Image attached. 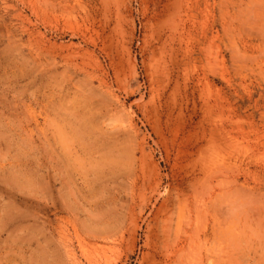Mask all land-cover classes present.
Segmentation results:
<instances>
[{
	"label": "rangeland",
	"instance_id": "rangeland-1",
	"mask_svg": "<svg viewBox=\"0 0 264 264\" xmlns=\"http://www.w3.org/2000/svg\"><path fill=\"white\" fill-rule=\"evenodd\" d=\"M166 2L0 0V264H264V0Z\"/></svg>",
	"mask_w": 264,
	"mask_h": 264
},
{
	"label": "bare ground",
	"instance_id": "bare-ground-1",
	"mask_svg": "<svg viewBox=\"0 0 264 264\" xmlns=\"http://www.w3.org/2000/svg\"><path fill=\"white\" fill-rule=\"evenodd\" d=\"M170 2L172 1V0H169ZM174 1V0H173ZM170 2H166V5H167V3H168V5H169V3ZM49 3V2H48ZM173 4V2L171 3V5ZM165 5V6H166ZM171 5H169L170 6V8H171ZM176 5L177 4H175V6H173L174 8H173V10L175 9V7H176ZM178 6V5H177ZM168 7V6H167ZM52 8V7H51ZM50 8V9H51ZM166 8V7H165ZM169 8V7H168ZM167 9V8H166ZM163 10V9H162ZM176 10V9H175ZM170 12V11H169ZM169 12H167V13H169ZM174 12H176V11H174ZM52 13H53V11H52ZM178 13V12H177ZM52 15V14H51ZM171 15V14H170ZM164 16V15H163ZM165 16H168V15H165ZM169 17V16H168ZM167 17V18H168ZM171 17H172V15H171ZM165 18V17H164ZM166 18V19H167ZM173 18V17H172ZM163 19V18H162ZM176 24V23H175ZM170 30V29H169ZM177 30H178V26L177 25H174L173 26V28H172V30H170V32L172 31L174 34H176L175 32H177ZM164 33V32H163ZM160 34V33H159ZM171 33H169L168 35H170ZM167 35V36H168ZM177 35V34H176ZM169 37V36H168ZM173 37V36H172ZM168 40H169V38H168ZM167 40V42H169ZM172 40V39H171ZM170 40V41H171ZM175 41V40H174ZM167 42H166V44H167ZM172 42V41H171ZM169 44V43H168ZM166 46V45H165ZM165 48V47H164ZM173 48V47H172ZM170 49V48H169ZM169 51V50H168ZM171 51V50H170ZM172 52V51H171ZM167 54V53H166ZM171 55H172V53H171ZM160 56V55H159ZM169 56V55H168ZM173 56V55H172ZM173 58V57H172ZM161 59V58H160ZM173 60V59H172ZM165 61V60H164ZM174 61V60H173ZM174 64V63H173ZM161 65V64H160ZM162 66V65H161ZM160 66V67H161ZM177 69V68H176ZM154 70H155V68H154ZM159 70V69H158ZM164 72V71H163ZM166 74V73H165ZM168 74V73H167ZM166 74V75H167ZM169 75V74H168ZM169 79V78H168ZM178 83V82H177ZM175 89V88H174ZM204 166V165H203ZM206 167V166H205ZM204 168V167H203ZM194 170V169H193ZM203 170H205V169H203ZM208 170V169H207ZM207 170H205L206 172H207ZM190 173H191V171H190ZM195 174V173H194ZM204 176V175H203ZM204 177H206V176H204ZM208 178V177H207ZM209 179H210V176H209ZM209 179H208V181H209ZM197 181H199L198 179H197ZM202 182V184L204 183L203 181H201ZM219 183V185H220V179H219V181H218ZM192 183H193V181H192ZM201 184V183H200ZM206 184V183H205ZM210 183H208V185H209ZM216 184V183H215ZM204 185V184H203ZM198 186V185H197ZM201 186V185H200ZM207 186V185H206ZM211 186V185H210ZM216 186H218V185H216ZM192 187V186H191ZM193 188V187H192ZM197 188V187H196ZM204 188H205V185H204ZM202 189V188H201ZM208 189V188H207ZM203 191V190H202ZM197 192H198V190H197ZM194 193V192H193ZM194 194H196V193H194ZM198 194H200V193H198ZM197 195V194H196ZM200 196V195H199ZM203 196V195H202ZM196 199H195V201L197 200V198H198V200H199V197L197 196V197H195ZM203 198V197H202ZM194 201V200H193ZM196 202H199V201H196ZM200 203V202H199ZM162 204V203H161ZM205 204V203H204ZM166 205V204H165ZM195 205V204H194ZM196 206V205H195ZM197 207H198V205H197ZM197 207L195 208V211H197L196 209H197ZM199 208V207H198ZM205 208V207H204ZM162 209V208H161ZM168 209V208H167ZM194 209V208H193ZM202 209V208H201ZM167 211V210H166ZM165 211V212H166ZM206 211V210H205ZM204 211V212H205ZM162 212H163V210H162ZM203 212V213H204ZM199 212H197L196 214H198ZM200 213H201V211H200ZM200 213L198 214V216H200ZM205 213H207V212H205ZM216 213H217V211H216ZM159 214V213H158ZM178 216V215H177ZM186 216V215H185ZM196 217V216H195ZM216 217V216H215ZM201 218V217H200ZM205 218V217H204ZM217 218V217H216ZM184 219V218H183ZM189 219V218H188ZM179 220V219H178ZM185 221H186V219H184ZM197 220V219H196ZM183 221V220H182ZM172 222V221H171ZM197 223H198V221H196ZM190 223V222H189ZM218 223V222H217ZM187 224V223H186ZM196 224V223H195ZM195 224H194V226H195ZM200 224V223H199ZM213 224V223H212ZM214 225V224H213ZM197 226V225H196ZM199 226V225H198ZM215 226V225H214ZM218 226H220V225H218ZM188 227H189V225H188ZM213 227V226H212ZM192 228H194L195 229V227H192ZM214 228V227H213ZM194 229H193V232H194ZM197 230L199 229V228H196ZM217 229V228H216ZM196 230V231H197ZM185 233H186V231H185ZM184 232H183V234H185ZM190 233V232H189ZM215 235H216V233L215 232H213ZM218 233H219V231H218ZM217 233V234H218ZM178 234V233H177ZM187 234H188V232H187ZM194 234H195V232H194ZM197 234V236H198V233H196ZM263 234V233H262ZM193 235V234H192ZM214 235V236H215ZM221 235V234H220ZM178 236V235H177ZM196 236V235H195ZM196 236V238H199V237H197ZM217 236V235H216ZM216 236H215V239H216ZM180 237V236H179ZM182 237V236H181ZM184 237H186V236H184ZM184 237H182V238H184ZM188 238H190V234H189V237L187 236L185 239H187L188 240ZM205 238V237H204ZM208 238V237H207ZM207 238H205V239H207ZM214 238V237H213ZM179 239V242L177 241ZM203 239V238H202ZM200 239V241H199V243H200V245L201 246H204V248H206V244L203 242V240H205V239ZM177 242H178V244H176V246H177V249H176V252H175V254H174V261H173V264H189V263H191V261H192V259L190 260V257H188L187 255H185V249H184V247L182 248V247H180V246H178V245H181L182 244V239L181 238H177ZM191 240V239H190ZM202 240V241H201ZM175 241V242H176ZM184 241V240H183ZM186 241H184V243H185ZM188 243H190L189 241H187ZM207 242H209V241H207ZM179 243H181V244H179ZM192 243H195V242H191V246H193L192 245ZM197 244V243H196ZM215 244V243H214ZM174 245V244H173ZM198 245V244H197ZM196 245V247H201V246H197ZM217 245V244H216ZM215 245V246H216ZM183 246V245H182ZM188 246H190V245H187V247ZM218 246V245H217ZM194 247V246H193ZM193 247H190V249L192 248L193 250H196L195 248H193ZM92 248V247H91ZM218 248V247H217ZM188 250H189V247L187 248ZM198 249V248H197ZM202 249H203V247H202ZM201 248H200V250H202ZM220 249V248H219ZM172 250V249H171ZM174 250V249H173ZM188 250H186L187 252H188ZM190 251V250H189ZM198 250H196V252H197ZM203 251V250H202ZM204 251H205V249H204ZM219 251V250H218ZM87 252V251H86ZM186 252V253H187ZM191 253H187V254H192L193 256H194V252L195 251H193V253H192V251H190ZM220 252V251H219ZM202 253V252H201ZM217 253V252H216ZM97 254V253H96ZM206 254V256H207V253H205ZM91 256V255H90ZM201 257V256H200ZM93 258V257H92ZM191 258H192V256H191ZM195 258V257H194ZM207 258V257H206ZM196 259V258H195ZM210 259V258H209ZM93 260V259H92ZM194 260V259H193ZM202 260V262H203V259H201ZM206 260V259H205ZM215 260V259H214ZM190 261V262H189ZM209 261H212V260H209ZM89 263V262H88ZM97 263V262H96ZM95 263V264H96ZM196 263V262H195ZM194 263V264H195ZM198 263V262H197ZM98 264V263H97Z\"/></svg>",
	"mask_w": 264,
	"mask_h": 264
}]
</instances>
